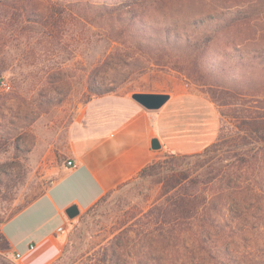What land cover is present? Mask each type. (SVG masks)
Segmentation results:
<instances>
[{
    "label": "rangeland",
    "instance_id": "rangeland-1",
    "mask_svg": "<svg viewBox=\"0 0 264 264\" xmlns=\"http://www.w3.org/2000/svg\"><path fill=\"white\" fill-rule=\"evenodd\" d=\"M36 4L51 7L50 24ZM199 35L210 37L203 62L192 52ZM116 48L140 69L102 66ZM187 63L196 68L192 78L179 72ZM1 81L8 89L0 85V227L66 171L72 131L90 109L123 107L133 92L168 94L148 112L161 145L155 160L235 138L238 119L264 120V0H0ZM95 85L115 90L93 96ZM256 159L197 201L206 198V208L222 215L216 222L225 237L211 233L207 245L264 264V149ZM194 165L187 157L180 168ZM156 179L136 174L70 220L55 264H100L104 255L112 264H220L190 234L199 220L189 219L192 230L181 237L155 231L150 212L163 201ZM112 242L119 248L110 260ZM0 264H13L1 234Z\"/></svg>",
    "mask_w": 264,
    "mask_h": 264
},
{
    "label": "crops",
    "instance_id": "crops-1",
    "mask_svg": "<svg viewBox=\"0 0 264 264\" xmlns=\"http://www.w3.org/2000/svg\"><path fill=\"white\" fill-rule=\"evenodd\" d=\"M148 112L134 102L115 109L87 111L84 125L72 131L70 161L75 167L66 168L45 192L0 227L13 264H55L70 222L65 210L76 205L79 214L88 211L155 160Z\"/></svg>",
    "mask_w": 264,
    "mask_h": 264
},
{
    "label": "trees",
    "instance_id": "trees-1",
    "mask_svg": "<svg viewBox=\"0 0 264 264\" xmlns=\"http://www.w3.org/2000/svg\"><path fill=\"white\" fill-rule=\"evenodd\" d=\"M131 5L132 3L129 4L128 2L118 6L106 5L103 7V10L116 11L117 9H121L118 7H127ZM35 6V10L38 11L37 14L41 18L40 20H44L45 24H50V20L54 15L51 7L43 6L42 8L37 4ZM23 10H25V8H23ZM132 23L133 24L128 25L129 28L136 27L134 25L136 23ZM228 24H225L224 27L229 26ZM197 37H199V39L197 38V41L195 42L200 44L199 49L192 50V52L196 54L195 59L203 62L208 58L206 49L209 47L208 43L210 41V37H202V35ZM124 55L121 54V50L116 48L113 54L106 57L102 66H107L111 62L115 65L121 64L118 66L133 67L134 71L139 68L137 65L138 60L136 58H134L133 60L135 61H133L131 59L132 56ZM131 60L132 62L128 63V61ZM155 65H159V63H156ZM179 72H183L185 76L192 78L193 73H196V68L192 67L191 63H187L184 67H180ZM203 85H205V82ZM89 90L93 96H102L113 92L115 89L114 87L106 85H95L94 87L89 88ZM237 122L236 127L239 132L237 137L210 144L201 152L193 155L180 156L178 154H170L165 155L162 159L152 160L137 172V176L140 178L155 176L157 177L156 182L161 184L163 201L160 205L152 208L149 216V218L153 221L151 222L154 225L153 228L156 229L154 230L159 231L160 235L163 236V231L167 228V233L173 234L176 237H181L187 230H192L190 225L187 224V221L189 219H194L196 221L197 219L200 221V224L195 225V231H190V234L192 235L193 240L199 243L200 250L208 253V257L213 260L215 258L220 259V264H256L251 261H244L243 258H240L238 255L230 252L226 245H221L219 246L220 248L216 245L214 247L210 244L207 245V243H209L208 241L211 237V233L215 235L217 234L220 239L225 237L223 229H221V226L216 222L218 218L222 217V215H217L215 211L211 212L213 209L206 208V203L204 202L206 198H202V201H197L200 197L197 195L200 192L202 194L206 188L214 185L215 183H222L226 178L225 173L228 171L233 170L235 172H239V170L245 165H247V168H254L257 166L256 152L264 149V120L250 118L238 119ZM250 151H254L253 155L245 157V153ZM187 157L195 158L196 165L193 167L180 168L181 163ZM66 168L69 167L66 166ZM61 176H59L55 181H57ZM182 188H184V190H181ZM190 188L196 196L188 194ZM102 199L103 197L100 200ZM32 201L28 202L26 205ZM98 202L89 208L88 211L97 205ZM26 205L21 207L17 212H19ZM186 205L188 207H186ZM238 226L239 225H237V227ZM222 227L225 228L226 225ZM116 247L119 248V245L112 242L109 253L110 260L115 257ZM213 248L216 250V257L213 255ZM105 258L106 257L104 255L100 264H112V261L106 262ZM113 264H116L115 260L113 261Z\"/></svg>",
    "mask_w": 264,
    "mask_h": 264
},
{
    "label": "water",
    "instance_id": "water-1",
    "mask_svg": "<svg viewBox=\"0 0 264 264\" xmlns=\"http://www.w3.org/2000/svg\"><path fill=\"white\" fill-rule=\"evenodd\" d=\"M130 98L140 108L146 111H157L169 100V95L165 93L133 92ZM150 148L154 151H157L161 148L160 142L157 137L151 138ZM65 215L69 220L77 217L79 215L77 206H69L65 210Z\"/></svg>",
    "mask_w": 264,
    "mask_h": 264
},
{
    "label": "built area",
    "instance_id": "built-area-1",
    "mask_svg": "<svg viewBox=\"0 0 264 264\" xmlns=\"http://www.w3.org/2000/svg\"><path fill=\"white\" fill-rule=\"evenodd\" d=\"M0 85H1L2 88H4V89H8V85H7L5 82L1 81V82H0ZM67 166H68L69 168H74V167H75V164H74L72 161L68 160V161H67ZM59 231H62V229H59ZM31 248H32V246L30 247V249H31ZM15 257H16V258H19L20 255L16 254Z\"/></svg>",
    "mask_w": 264,
    "mask_h": 264
}]
</instances>
